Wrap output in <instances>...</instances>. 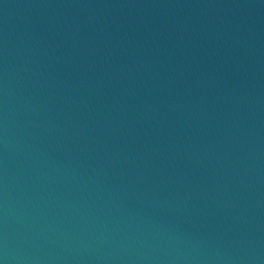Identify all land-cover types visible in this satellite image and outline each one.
I'll list each match as a JSON object with an SVG mask.
<instances>
[{"label": "water", "instance_id": "95a60500", "mask_svg": "<svg viewBox=\"0 0 264 264\" xmlns=\"http://www.w3.org/2000/svg\"><path fill=\"white\" fill-rule=\"evenodd\" d=\"M0 264H264V0H0Z\"/></svg>", "mask_w": 264, "mask_h": 264}]
</instances>
